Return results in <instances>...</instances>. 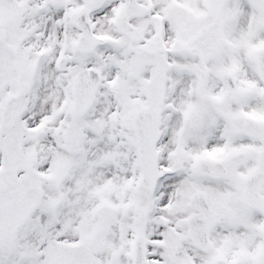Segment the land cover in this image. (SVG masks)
I'll use <instances>...</instances> for the list:
<instances>
[{
    "label": "snow or ice",
    "instance_id": "snow-or-ice-1",
    "mask_svg": "<svg viewBox=\"0 0 264 264\" xmlns=\"http://www.w3.org/2000/svg\"><path fill=\"white\" fill-rule=\"evenodd\" d=\"M0 264H264V0H0Z\"/></svg>",
    "mask_w": 264,
    "mask_h": 264
}]
</instances>
